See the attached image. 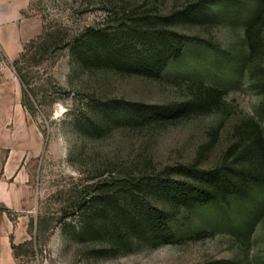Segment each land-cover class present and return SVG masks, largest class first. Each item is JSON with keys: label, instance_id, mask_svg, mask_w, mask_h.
<instances>
[{"label": "rangeland", "instance_id": "374dc122", "mask_svg": "<svg viewBox=\"0 0 264 264\" xmlns=\"http://www.w3.org/2000/svg\"><path fill=\"white\" fill-rule=\"evenodd\" d=\"M196 1L0 0L1 258L15 264H264V215L245 232L214 222L208 212L193 218L190 229L198 234L178 243L134 241L127 251L94 255L108 239L102 229L99 236L90 233V199L110 173L154 175L196 161L215 168L232 161L238 125L254 119L264 135L261 96L246 74H232L246 53L243 27L233 21L184 29L226 51L216 70L203 48L157 81L106 65L85 67L72 56L74 37L87 28L105 25L116 33L138 6L174 13ZM199 59L213 66L204 77L227 91L221 111L150 128L115 116L129 104L184 100L192 79L184 75L201 67H190Z\"/></svg>", "mask_w": 264, "mask_h": 264}, {"label": "trees", "instance_id": "16d2710c", "mask_svg": "<svg viewBox=\"0 0 264 264\" xmlns=\"http://www.w3.org/2000/svg\"><path fill=\"white\" fill-rule=\"evenodd\" d=\"M225 21L243 27L246 53L232 74H246L252 89L261 96L259 113L264 118V0H197L174 13L138 6L116 33L103 25L75 36L71 53L75 59L81 58L85 67L106 65L157 81L189 55L198 58L196 51L203 48L214 56L216 70L222 64L218 57L226 51L214 41L184 29H212ZM18 64L16 60L13 65ZM194 66L201 67L184 75L192 78L185 87L184 100L155 106L129 104L123 115L115 116L128 118L129 124L139 128H150L221 111L227 91L204 77L213 66L200 59L190 67ZM19 78L24 84L23 77ZM23 105L30 109L25 100ZM235 133L237 139L229 151L232 161L215 168H202L196 161L154 175L110 173L98 182V195L90 199V233L96 237L102 229L108 243L94 255L127 251L134 241L154 246L178 243L198 234V229L190 226L195 216L205 212L231 231H251L264 215V135L254 119L238 125ZM103 217L106 222H102ZM16 248L12 243L14 252Z\"/></svg>", "mask_w": 264, "mask_h": 264}, {"label": "crops", "instance_id": "0c3cea01", "mask_svg": "<svg viewBox=\"0 0 264 264\" xmlns=\"http://www.w3.org/2000/svg\"><path fill=\"white\" fill-rule=\"evenodd\" d=\"M0 264H15V263L13 259H4L0 257Z\"/></svg>", "mask_w": 264, "mask_h": 264}]
</instances>
